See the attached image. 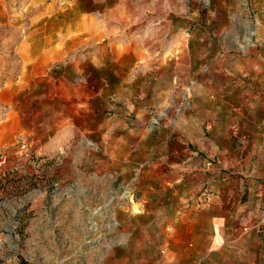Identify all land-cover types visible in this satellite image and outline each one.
<instances>
[{
  "label": "rangeland",
  "instance_id": "374dc122",
  "mask_svg": "<svg viewBox=\"0 0 264 264\" xmlns=\"http://www.w3.org/2000/svg\"><path fill=\"white\" fill-rule=\"evenodd\" d=\"M256 75L264 0H0V264H163V143Z\"/></svg>",
  "mask_w": 264,
  "mask_h": 264
},
{
  "label": "crops",
  "instance_id": "0c3cea01",
  "mask_svg": "<svg viewBox=\"0 0 264 264\" xmlns=\"http://www.w3.org/2000/svg\"><path fill=\"white\" fill-rule=\"evenodd\" d=\"M254 106L246 100L227 114H195L180 122L175 140L164 141V188L184 191L171 208L178 215L161 226L163 264H264V115Z\"/></svg>",
  "mask_w": 264,
  "mask_h": 264
}]
</instances>
